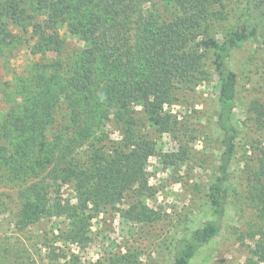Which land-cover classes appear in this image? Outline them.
I'll use <instances>...</instances> for the list:
<instances>
[{
    "label": "trees",
    "instance_id": "obj_1",
    "mask_svg": "<svg viewBox=\"0 0 264 264\" xmlns=\"http://www.w3.org/2000/svg\"><path fill=\"white\" fill-rule=\"evenodd\" d=\"M225 7L226 0H0V57L24 45L41 61L20 79L16 93L4 92L12 106L0 122V186L21 187L15 233L0 238V264H44L20 233L45 218L64 219L65 239L72 243L86 241L96 215L122 204L127 209L119 212L128 222L158 220L139 197L149 190L145 167L155 144L137 130L135 108L157 132H169L174 120L164 107L173 104L179 86L202 80L207 58L217 77L215 124L221 133L206 194L212 217L175 240L172 264H191L220 234L237 137L236 74L227 61L259 33L264 0H250L240 29L225 30L218 39ZM63 26L84 43L66 66ZM252 111L264 116V105L254 103ZM107 123L120 133L119 141L109 139ZM257 165L250 201L263 225L252 254L264 264V149ZM64 187L74 203L61 199ZM47 264L82 263L52 253Z\"/></svg>",
    "mask_w": 264,
    "mask_h": 264
},
{
    "label": "rangeland",
    "instance_id": "obj_2",
    "mask_svg": "<svg viewBox=\"0 0 264 264\" xmlns=\"http://www.w3.org/2000/svg\"><path fill=\"white\" fill-rule=\"evenodd\" d=\"M249 1L226 0L227 19L216 25L218 39L225 30L240 29L241 15ZM60 35L65 40L61 60L66 66L84 43L71 36L65 26L60 28ZM39 62L40 57L32 55L24 45L0 57V122L12 106L4 92L16 93L20 79L28 77ZM227 65L236 74L233 122L237 137L226 187V212L220 234L196 253L191 264H257L252 251L262 238L257 231L263 223L257 218L250 195L257 160L264 149V116L252 111L254 103L264 105V24L252 40L231 53ZM204 70L201 81L179 86L174 91L173 104L164 107V112L174 120L169 132H157L143 122L141 109L135 108L137 130L155 144L145 167L149 190L139 197L159 219L146 224L128 222L119 212L127 209L122 204L118 210L96 215L82 243L65 239L68 227L64 219H42L24 235L20 233L39 262L47 264L48 257L55 253L68 259L73 255L82 264H172L175 240L211 219L206 194L218 165L221 133L215 124L217 77L209 58L204 62ZM57 117L59 121L62 113ZM25 121L30 126L28 118ZM106 134L111 141L121 139L111 123L106 124ZM19 187V183L15 188L0 186V238L15 233V193ZM61 199L75 202L67 187L62 188Z\"/></svg>",
    "mask_w": 264,
    "mask_h": 264
}]
</instances>
